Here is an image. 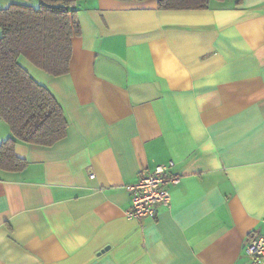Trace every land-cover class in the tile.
<instances>
[{
    "label": "crops",
    "instance_id": "crops-1",
    "mask_svg": "<svg viewBox=\"0 0 264 264\" xmlns=\"http://www.w3.org/2000/svg\"><path fill=\"white\" fill-rule=\"evenodd\" d=\"M75 1L69 73L20 59L69 125L53 146L18 143L24 170H0V264H255L245 243L264 235V0ZM13 4L39 0L0 9ZM10 136L0 118V144ZM170 160L181 176L170 206L128 218L126 185Z\"/></svg>",
    "mask_w": 264,
    "mask_h": 264
},
{
    "label": "trees",
    "instance_id": "trees-1",
    "mask_svg": "<svg viewBox=\"0 0 264 264\" xmlns=\"http://www.w3.org/2000/svg\"><path fill=\"white\" fill-rule=\"evenodd\" d=\"M212 1L158 0V7L206 10ZM75 6V0H39L37 7L13 4L0 9V118L11 129V136L0 144V170L19 172L27 167V161L16 154L18 143L53 146L67 135L69 121L63 106L20 59L27 58L54 77L68 74L73 38L81 33Z\"/></svg>",
    "mask_w": 264,
    "mask_h": 264
},
{
    "label": "built area",
    "instance_id": "built-area-1",
    "mask_svg": "<svg viewBox=\"0 0 264 264\" xmlns=\"http://www.w3.org/2000/svg\"><path fill=\"white\" fill-rule=\"evenodd\" d=\"M174 165V161L170 160L156 166L153 170H144L135 183L126 185L131 198V205L126 211L128 218L156 219L161 207L170 206L171 188L181 181V176L171 171ZM245 250L255 264H262L264 235L260 233L251 235L245 243Z\"/></svg>",
    "mask_w": 264,
    "mask_h": 264
}]
</instances>
